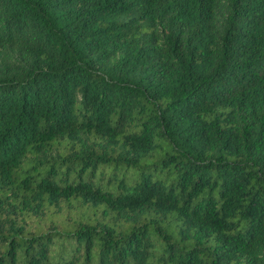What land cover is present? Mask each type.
<instances>
[{
  "label": "trees",
  "instance_id": "16d2710c",
  "mask_svg": "<svg viewBox=\"0 0 264 264\" xmlns=\"http://www.w3.org/2000/svg\"><path fill=\"white\" fill-rule=\"evenodd\" d=\"M0 264H264V0H0Z\"/></svg>",
  "mask_w": 264,
  "mask_h": 264
}]
</instances>
